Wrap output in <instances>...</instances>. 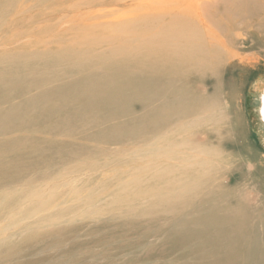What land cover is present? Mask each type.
I'll return each mask as SVG.
<instances>
[{"label": "bare ground", "instance_id": "obj_1", "mask_svg": "<svg viewBox=\"0 0 264 264\" xmlns=\"http://www.w3.org/2000/svg\"><path fill=\"white\" fill-rule=\"evenodd\" d=\"M0 28V175L23 182L0 215L27 220L3 264H264L241 116L264 0H0ZM54 157L74 165L23 180ZM63 186L83 197L49 211Z\"/></svg>", "mask_w": 264, "mask_h": 264}, {"label": "rangeland", "instance_id": "obj_2", "mask_svg": "<svg viewBox=\"0 0 264 264\" xmlns=\"http://www.w3.org/2000/svg\"><path fill=\"white\" fill-rule=\"evenodd\" d=\"M4 21L5 20H3L2 23H4ZM1 29L2 28H0V31H1ZM4 39L5 38H2V40H0V53H4V51L9 49L8 44H5V42H7V40H4ZM38 46H39V48H41V47L44 48L43 45H38ZM28 48H31V47H27V49ZM10 49L15 50L18 48H16V45H15L14 47H11ZM19 49H23V48H19ZM254 58H256V57L255 56L252 57V59H254ZM253 69L256 71L253 72L254 71ZM245 71L246 72L244 74H246V76L249 75V77H250V78H248L247 84L245 86V90L243 92L244 93L243 98H245L244 99L245 102L243 103V106L241 107V116L245 122V125H244L245 137L249 143H251V144L253 143L252 144L253 147H254V145H255V147H257V148H255V147L254 148L256 150H258L259 153H263V151H264V141H263L264 140V124H262L263 123L262 117L260 118L262 102H261V99L256 95L255 86H256V84H258V82L260 80L264 81V62L253 61L250 63V65L247 67V70H245ZM238 76H239L238 72H235V78ZM59 160H60L59 158L54 157V159L51 160L53 163H51L48 160H43V161H39V162L35 161L36 164L32 165L31 167L29 166V168H27V169H29L27 172H25V173L22 172L26 176V178L23 180L32 181L33 179L38 178V176H39V175H37L38 172L41 173V176H44V175H48V174H52V173L53 174L57 173V171L63 170L66 167L72 168V166L74 165V163L62 164L63 163L61 161L62 159L60 160L61 163L58 162ZM36 180H38V179H36ZM7 181H8V179H6L5 175L4 176L0 175V194L2 192L6 193V194L8 192L11 193L12 190L13 191L19 190L20 187L23 186V182H18V183H11L10 182L11 183L10 184ZM54 181H53V183H54ZM45 184H46V186L47 185L50 186L52 184V182H50V181H48L47 183L44 182L43 185H45ZM32 186L33 187L37 186V182L35 184H32L30 187H32ZM16 187H19V188L16 189ZM26 188H29V187L27 186ZM58 190H59V192H58ZM54 194H60V195H62V197H58L55 200V203H53L51 205L49 211H54L55 209H58V207H60V206H61L60 208H62L65 205L66 206H70L72 204L74 205L76 203V199H78L80 197V195H82V197H83L82 192H80L79 194L74 196V194L71 193L69 190H67V188L65 186L59 187V188L57 187L56 190L54 191ZM4 195L5 194L0 195V196H2V197H0V202L4 200V197L6 196V195L5 196ZM63 197L65 198V200L63 199ZM72 197H75V199H73ZM80 211H82V209L78 210V212H80ZM11 212H12V215H11ZM15 212H16L15 209L14 210L11 209V210H7V212L5 211L4 213H2L4 216L0 215L1 216L0 217V244L2 243L3 246L7 245L8 243H10L14 240L16 241V238H17V240L20 239V237L22 236L21 235V233H22L21 226H23V223L25 226V224L27 222V220H25L26 221L25 222L24 220H22V218L21 219L19 218L20 221H19V219L18 220L13 219L12 216H14L13 214ZM6 215H8V216H6ZM14 221H16V222H14ZM70 224H71V222L68 221L66 218L63 219V221L61 220L62 226H68ZM82 233H84V231ZM82 233H79L78 237H80ZM4 239H6V240H4ZM80 239H83V238H80ZM4 243H6V244L4 245ZM2 244L0 246V250L3 251L4 247L2 246ZM5 247H7V246H5ZM2 251H0V253ZM38 252L36 253L37 257L44 256L45 254H47V255L49 254L51 256H58V254H54L52 252H48V253L42 252V251H38ZM30 257L31 256L27 255L26 252H23L19 255V261L23 264H33V262L27 263V261H29ZM0 261H1V259H0ZM0 264H3L2 261L0 262ZM4 264H8V263H4ZM36 264H39V263H36Z\"/></svg>", "mask_w": 264, "mask_h": 264}]
</instances>
